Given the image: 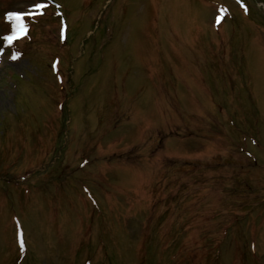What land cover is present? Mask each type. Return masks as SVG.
I'll use <instances>...</instances> for the list:
<instances>
[{"label":"rangeland","instance_id":"rangeland-1","mask_svg":"<svg viewBox=\"0 0 264 264\" xmlns=\"http://www.w3.org/2000/svg\"><path fill=\"white\" fill-rule=\"evenodd\" d=\"M51 1L0 0V264H264L260 4Z\"/></svg>","mask_w":264,"mask_h":264},{"label":"snow or ice","instance_id":"snow-or-ice-1","mask_svg":"<svg viewBox=\"0 0 264 264\" xmlns=\"http://www.w3.org/2000/svg\"><path fill=\"white\" fill-rule=\"evenodd\" d=\"M46 6L44 4L41 3H35L34 4V8L36 10H40L45 8ZM28 15H32L35 13H27ZM25 15V13H21V12H10L7 15V19L14 21L13 23V31L12 34L9 36H5L4 39L5 41L11 43L12 40L16 39L19 36H23L26 31H27V27L25 25L23 16ZM15 58V57H13Z\"/></svg>","mask_w":264,"mask_h":264},{"label":"bare ground","instance_id":"bare-ground-1","mask_svg":"<svg viewBox=\"0 0 264 264\" xmlns=\"http://www.w3.org/2000/svg\"><path fill=\"white\" fill-rule=\"evenodd\" d=\"M130 19H131V21H132V19H135V18H132V17H131ZM135 20H136V19H135ZM135 20H134V21H132V22H134V23H135ZM131 21H130V22H131Z\"/></svg>","mask_w":264,"mask_h":264}]
</instances>
